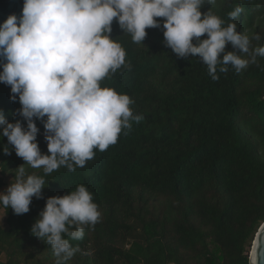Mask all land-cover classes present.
Segmentation results:
<instances>
[{"label": "trees", "instance_id": "1", "mask_svg": "<svg viewBox=\"0 0 264 264\" xmlns=\"http://www.w3.org/2000/svg\"><path fill=\"white\" fill-rule=\"evenodd\" d=\"M236 7L242 11L230 21ZM209 10L225 26L258 35L253 49L264 46V0H215L201 8ZM156 19L161 27L146 29L142 44L112 23L110 36L126 61L101 87L127 94L142 119L130 121L107 150H95L83 168L62 166L45 175L16 155L0 129V192L15 182L20 166L46 181L28 213L0 205V264H55L51 245L31 229L48 198L81 184L102 215L82 239L70 241L80 250L66 264H249L264 223V57L240 72L229 65L213 80L198 57L181 58L166 46L163 18ZM12 95L0 83V112L26 127ZM35 123L40 151L48 155L43 122Z\"/></svg>", "mask_w": 264, "mask_h": 264}, {"label": "clouds", "instance_id": "2", "mask_svg": "<svg viewBox=\"0 0 264 264\" xmlns=\"http://www.w3.org/2000/svg\"><path fill=\"white\" fill-rule=\"evenodd\" d=\"M215 0H24L22 15H10L0 24V83L11 87V99L18 96V112L26 121L8 123L0 112L2 136L33 169L45 175L60 167L75 171L117 142L134 115V101L127 94L102 88L101 81L125 65L126 51L111 38L114 20L129 33L134 43L142 44L146 29L160 28L163 18L166 46L179 57H198L213 80L217 71L226 73L231 65L237 72L264 57V46L252 48L257 35L237 31L205 4ZM242 9L228 14L235 21ZM206 36L207 38L201 39ZM195 41V43H194ZM231 45L233 51H226ZM247 57V58H246ZM219 66V68H218ZM46 118V119H45ZM35 120L45 129L48 155L37 143ZM6 154H10L7 147ZM15 182L0 192V205L15 214L30 211L32 198L41 199L46 181L43 176L26 175L24 166L16 170ZM13 181V180H12ZM48 183V182H47ZM93 194L83 184L74 191L46 200L31 232L46 240L56 257L55 264H66L80 249L71 240H80L85 227L101 218ZM65 237H68L66 239ZM259 241L253 247L250 264H259Z\"/></svg>", "mask_w": 264, "mask_h": 264}, {"label": "water", "instance_id": "3", "mask_svg": "<svg viewBox=\"0 0 264 264\" xmlns=\"http://www.w3.org/2000/svg\"><path fill=\"white\" fill-rule=\"evenodd\" d=\"M23 4L24 0H0V24H3L10 15L15 14L17 17H20L22 15ZM262 235H264V223L255 236L251 251L249 253V264L253 247L256 246L258 241L259 264H264V240L261 239Z\"/></svg>", "mask_w": 264, "mask_h": 264}, {"label": "rangeland", "instance_id": "4", "mask_svg": "<svg viewBox=\"0 0 264 264\" xmlns=\"http://www.w3.org/2000/svg\"><path fill=\"white\" fill-rule=\"evenodd\" d=\"M252 245H253V241H252V243H251V247H252ZM251 247H250V250H249V252H248V253H250V251H251Z\"/></svg>", "mask_w": 264, "mask_h": 264}, {"label": "snow or ice", "instance_id": "5", "mask_svg": "<svg viewBox=\"0 0 264 264\" xmlns=\"http://www.w3.org/2000/svg\"><path fill=\"white\" fill-rule=\"evenodd\" d=\"M261 239L264 240V235L261 236Z\"/></svg>", "mask_w": 264, "mask_h": 264}]
</instances>
